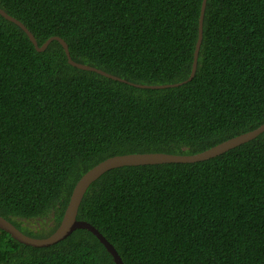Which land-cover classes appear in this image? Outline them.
Here are the masks:
<instances>
[{"label": "trees", "instance_id": "1", "mask_svg": "<svg viewBox=\"0 0 264 264\" xmlns=\"http://www.w3.org/2000/svg\"><path fill=\"white\" fill-rule=\"evenodd\" d=\"M0 0V216L43 239L99 162L193 155L264 124V0ZM184 82V83H183ZM77 220L123 264H264V132L193 163L123 166L87 189ZM0 264H114L89 231L48 247L0 230Z\"/></svg>", "mask_w": 264, "mask_h": 264}, {"label": "water", "instance_id": "2", "mask_svg": "<svg viewBox=\"0 0 264 264\" xmlns=\"http://www.w3.org/2000/svg\"><path fill=\"white\" fill-rule=\"evenodd\" d=\"M206 2L207 0L201 1V7H200V12H199V18H198V28H197L198 36H197V41L195 43V49L193 52L191 72L189 74L187 81L193 78V76L195 75L196 67H197L198 52L200 50V44L202 40L203 19H204V11L206 7ZM0 15L4 19L15 23L21 29H23V31L29 38L30 42L33 44L35 49L39 52L44 51L47 48V46L50 44V42H52L53 40L59 42V44L62 46L64 50L67 63L70 66L77 68L79 70L94 72L103 77H106V78H109L115 81H119L122 83H128L129 85H132L134 87L144 88V89H162V88H169V87L173 88V87H177L182 84L181 82V83H176V84L174 83V84L153 85L152 86V85L133 84V83L127 82L124 79L108 74L100 69L73 61L70 56L67 44L59 37L49 38L47 39V41H45V43H43L42 46H38L33 35L29 32L28 29L24 27V25L20 21L8 15L2 9H0ZM263 132H264V124L260 125L254 130L243 133L231 139L225 140L203 152L196 153L193 155H173V154H166V153H133V154H125V155H117V156L109 157L99 162L97 165L93 166L92 168H90L76 182V184L74 185V188L72 189L71 195L69 197V202L63 213L62 219L58 227L56 228V230L50 236H48L47 238H43V239H38V238L27 236L23 234L20 230H18L11 222L3 218L2 216H0V230L8 233L12 239L18 241L19 243L23 245L41 248V247H48L52 244H56L57 242L71 235V233L77 229H84L92 233L98 239V241L105 247V249L112 256L114 264H123L120 256L118 255L116 250L113 248V246L104 238V236L95 227H93L91 224H89L86 221L77 220L78 208L82 201V198L85 195L87 189L96 179H98L104 172L110 169L119 168L123 166L158 165V164H168V163H193V162L207 160V159L216 157L220 154H223L226 151L233 149L245 142H248L256 138L259 134Z\"/></svg>", "mask_w": 264, "mask_h": 264}]
</instances>
